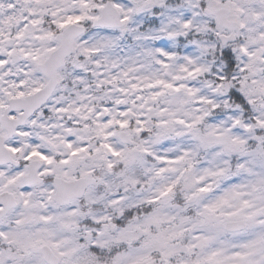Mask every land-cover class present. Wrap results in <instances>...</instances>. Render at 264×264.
I'll return each mask as SVG.
<instances>
[{
    "label": "snow or ice",
    "instance_id": "6c2138e0",
    "mask_svg": "<svg viewBox=\"0 0 264 264\" xmlns=\"http://www.w3.org/2000/svg\"><path fill=\"white\" fill-rule=\"evenodd\" d=\"M171 4L23 0L21 15L0 21V264H264V137L247 143L219 134L200 137L201 146L222 151L189 184V150L171 155L149 151L137 139L147 133L146 120L135 111L137 100L147 101L143 95L124 99L129 88L139 93L149 89L152 101L169 97L178 108L185 85L158 75L134 76L129 88L117 85L121 98L114 101L115 109L97 104L94 96L54 107L50 103L69 62L84 69L81 61L100 54L98 47L83 44L82 26L110 33L134 19L151 31H164L179 17L184 29L191 28L192 13L180 16ZM199 7L228 24L226 9L206 2ZM149 9L159 15H149ZM45 21L52 27H43ZM168 37L156 49L164 68L175 55L169 43L180 33L168 32ZM178 42L183 44V38ZM240 51L249 54L243 46ZM220 55L229 75L218 79H231L235 53L226 46ZM182 70L191 77L202 69ZM92 75L100 77L98 88L117 81L115 75L104 79L103 72ZM229 96L253 118L239 92L232 89ZM49 113L59 123H51ZM160 114L175 116L166 107ZM200 119H161L159 135L170 134L172 124L192 129ZM254 123L264 128V119L256 117ZM237 153L245 163L236 160ZM146 159L155 166L142 169ZM142 172L150 176L149 194L130 203L124 192L129 184L144 191ZM221 185L223 194L217 195ZM108 192L112 195L105 201L102 193Z\"/></svg>",
    "mask_w": 264,
    "mask_h": 264
},
{
    "label": "clouds",
    "instance_id": "9594fccd",
    "mask_svg": "<svg viewBox=\"0 0 264 264\" xmlns=\"http://www.w3.org/2000/svg\"><path fill=\"white\" fill-rule=\"evenodd\" d=\"M129 2L134 6L137 4V0H129ZM157 2L167 4L168 0H157ZM202 2L226 9L228 24L217 22L205 8H200L199 5ZM9 3L15 4V7L9 8ZM22 7L23 0H0V21L9 16L21 15ZM170 7L178 11L180 16L184 12H191L192 27L184 29L179 17L176 21L168 23L164 31H151L143 27L142 20L137 23L134 19H130L127 25L110 33L100 28L93 30L92 26H82L83 44L88 47H98L100 54L81 61L84 69L80 68L78 63L69 62L64 69L60 87L50 103L54 107L56 103L83 102L80 100L81 97L94 96L97 104L111 105L115 109L117 105L114 101L121 98V93L116 91L117 85L121 88H129L130 82H135L130 80L134 76L158 75L162 79L185 85L179 94L178 108L170 102L169 97L152 101L149 99L151 95L149 89L139 93L129 88L124 99L131 102L137 95H143L147 101L144 103V101L137 100L135 111L146 120L147 133L137 139L149 151L171 155L173 152H182L185 148L189 150L192 168L186 178L189 184H194L203 169L212 166L215 154L222 151L219 146H201L198 143L200 137H214L219 134L230 138L239 137L246 143L257 136L264 137V128L254 123L256 117L264 119V0H224L223 4L221 0H180L179 5L176 4V0H172ZM76 10L79 11V9ZM135 14L130 13V16ZM148 14L159 15L152 13L150 9ZM48 19L53 18L49 16ZM43 27L48 28L52 25L45 21ZM168 32H179L180 37L169 43L175 55L167 61L168 67L164 68L158 63L163 57L156 49L161 41L168 42ZM189 35L191 39L188 38ZM180 38H183V44L178 42ZM226 46L231 47L235 53V67L231 70V79L220 81L218 79L220 74L229 75L226 71V63L220 55L221 49ZM241 46L247 48L249 54L242 53ZM189 58L191 63H189ZM74 59L79 61V53ZM97 61H99V66H97ZM184 67L189 69L200 67L202 70L189 77L182 70ZM130 69L132 71H129ZM241 69L244 70L241 71ZM100 72L104 73L106 80L115 75L116 83L112 86L105 85L103 88H98L96 85L100 77L92 73ZM125 72L129 73L128 77L123 75ZM174 76L181 79L173 80ZM189 89L191 92L188 91ZM232 89L244 97L254 113L253 118L246 116L243 106L235 98L229 96ZM209 100L211 104L207 102ZM91 102L88 100V103ZM142 103L144 107L140 108L139 105ZM161 107L175 112V116L169 117L167 114L161 116ZM149 108L152 111H148ZM49 115L52 117L51 123H59L55 113H49ZM197 117H202V119L192 129L172 124L171 127L174 130L170 134L159 135L161 129L157 127V123L161 119H183L192 122ZM235 120H240V124L236 125ZM245 123L251 124L252 128L245 129ZM235 156L238 162L245 163L242 154L237 153ZM228 159L231 160L232 157L228 156ZM154 166L155 161L146 159L142 169L146 170ZM233 168L235 169V165ZM142 175L145 179L143 192L134 184L127 185L124 195L130 203L149 194L150 185L147 181L150 176L146 172H142ZM222 188L223 185L217 190V195L223 194ZM111 195V192L102 193V199L106 201ZM107 210L104 209V211ZM129 210L133 211V215L136 214L134 209Z\"/></svg>",
    "mask_w": 264,
    "mask_h": 264
}]
</instances>
